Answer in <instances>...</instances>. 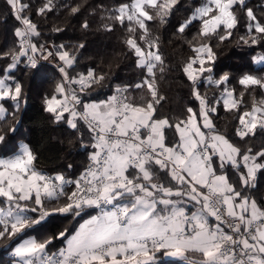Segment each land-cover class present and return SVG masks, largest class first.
I'll return each mask as SVG.
<instances>
[{"label":"snow or ice","instance_id":"obj_1","mask_svg":"<svg viewBox=\"0 0 264 264\" xmlns=\"http://www.w3.org/2000/svg\"><path fill=\"white\" fill-rule=\"evenodd\" d=\"M179 2L130 0L107 10L113 23L104 29H125L124 45L143 75L135 84L117 85L105 99H92L106 74L92 68L76 72L75 52L63 43H40L39 27L26 14L29 5L6 0L20 26L17 47L0 53L10 61L0 78V118L11 102L15 120L24 98L12 70L24 63L39 71L41 61L53 58L59 80L43 96V111L77 132L83 123L90 143L81 147L91 149L75 179L39 168L37 154L25 143L0 157V242L11 264H164L162 257L187 264H264V205L247 194L264 171V148L242 149L214 122L222 108L237 114L233 137L239 141L264 132V51L252 57L256 71L239 76V88L229 73L216 74L217 49L233 38L241 14L246 24L239 41L250 48H264V19L246 0H200L176 29L184 36L197 28L185 41L191 54L180 67L196 106L181 116L161 115L165 96L159 83L171 69L151 22L166 23ZM52 6L47 0L37 14ZM207 89L215 91L209 96ZM18 123L0 128V144ZM57 217L77 226L43 237L30 234ZM56 240L62 246L50 252ZM189 253L202 258L193 262Z\"/></svg>","mask_w":264,"mask_h":264},{"label":"trees","instance_id":"obj_2","mask_svg":"<svg viewBox=\"0 0 264 264\" xmlns=\"http://www.w3.org/2000/svg\"><path fill=\"white\" fill-rule=\"evenodd\" d=\"M47 0H24L29 5L27 13L41 32L40 43L66 44L73 50L78 58L76 72L85 71L88 68L95 69L98 73H105L107 79L104 87L92 94V99H105L112 94L117 85L135 84L142 78V71L137 68L135 58L128 52L124 45L127 35L125 29L116 24L112 31L104 29L105 24L113 23L107 19L108 11L130 0H52V10L43 16L37 11ZM200 0H180L173 14L167 22L160 24L151 22V28L155 35L160 37L161 51L164 54L166 64L170 71L160 81L159 88L165 100L162 101L161 115L181 116L187 106L195 107L196 104L190 95L188 81L180 71L182 61L191 54L186 40H191L197 31L196 27L186 30L184 36L176 35V29L180 23L186 20ZM248 7L252 8L258 18L264 19V0H246ZM72 8H78L76 13ZM103 18V19H102ZM89 27H82L84 22ZM246 18L241 14V23L230 41H225L217 49L216 74L227 72L231 76L232 84L236 85L239 76L248 71L255 72L259 67L252 63V57L264 51L260 46L248 47L239 41V37L245 33ZM19 23L14 19L6 0H0V53L8 52L18 45L15 29ZM54 28L62 31L55 32ZM83 43L82 49L78 48ZM10 61L0 58V78H5V69ZM44 67L37 71L25 67L24 63L13 69L11 75L23 85L24 98L20 111L16 113L15 120L11 113L14 109L11 102H5L7 113L0 118V128L7 129L18 121L15 133H9L6 143L0 144V157L11 155L17 151L21 143L28 144L37 154V166L49 174L64 173L68 178H76L87 167L88 152L81 147V143H90L86 126L80 124V131L68 127L64 122L55 123L51 116L43 111V96L51 94L59 80V73L53 66L43 64ZM75 74V73H73ZM256 74H260L257 72ZM206 89L202 88L201 91ZM209 96L214 89H207ZM139 96V92L135 93ZM259 91L256 96L259 99ZM249 107L251 97L246 96ZM214 122L220 131L225 132L238 143L242 149L251 147L253 151L264 148V132L257 130V134L241 142L233 137L237 124L236 113H226L222 108L214 117ZM71 165V169H69ZM247 194L255 198L259 204L264 205V171L258 172L255 187L247 190ZM77 226L76 222H70L63 218H53L52 221L41 227L38 232L31 235L43 237L68 227L70 231ZM62 246V241L56 240L50 246L49 251L54 252ZM202 257L198 253H189V259L193 262ZM10 251L6 249L4 242H0V264H11ZM164 264H187L186 261L176 258H161Z\"/></svg>","mask_w":264,"mask_h":264},{"label":"built area","instance_id":"obj_3","mask_svg":"<svg viewBox=\"0 0 264 264\" xmlns=\"http://www.w3.org/2000/svg\"><path fill=\"white\" fill-rule=\"evenodd\" d=\"M48 45L51 46L52 44H48ZM41 63L42 64H47V65L53 66L55 68V60L53 58H49V60H46V61H41ZM71 179H75V178H71Z\"/></svg>","mask_w":264,"mask_h":264}]
</instances>
